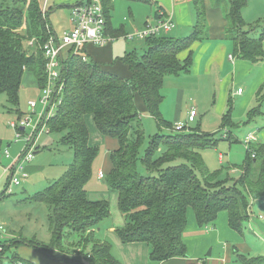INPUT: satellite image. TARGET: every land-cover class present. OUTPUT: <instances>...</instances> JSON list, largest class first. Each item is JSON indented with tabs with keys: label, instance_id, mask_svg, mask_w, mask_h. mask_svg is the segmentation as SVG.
Listing matches in <instances>:
<instances>
[{
	"label": "trees",
	"instance_id": "obj_1",
	"mask_svg": "<svg viewBox=\"0 0 264 264\" xmlns=\"http://www.w3.org/2000/svg\"><path fill=\"white\" fill-rule=\"evenodd\" d=\"M104 1L108 5L111 0ZM206 1L209 0H193L196 23L192 33L185 37L170 33L149 37L144 40L143 53L134 49L126 56L125 61L133 72L131 78L105 71L98 64L83 61L68 51L63 61V88L57 94V111L46 118L44 124L50 132L62 134L60 143L73 149L74 161L64 176L33 197L49 206L51 246L58 248L63 233L66 238L76 235L82 248L91 245V254L87 258L90 264H120L111 245L97 237L100 224L111 217L109 203L88 198L87 184L99 149L89 143L87 115L93 116L103 135L119 140V146L111 156L113 169L107 178L110 188L117 191L124 218V225L115 231L123 243H148L152 248V261L188 255L184 235L190 208L201 227L213 223L221 212L226 211L230 227L243 233L248 216L243 214L242 206L247 207V196L253 201L264 200V142H252L251 151H247L241 166V177L233 186H228L221 179L224 167L211 171L200 153V150L217 144L218 139L213 137L216 134L204 135L190 127L176 131L161 114L165 77L189 73L193 64L192 56L181 61L178 54L193 41L208 37ZM210 2L222 9L227 21L226 35L235 42L237 56L253 63L263 61L264 26H259L258 30H245L243 11L247 0ZM48 12L49 9L46 15L43 13L40 0H13L10 3L0 0V92L7 94L10 108L19 106L25 72L34 75L40 88L46 85V61L40 44L51 35ZM23 26L25 32L21 31ZM110 34L118 35L112 30ZM32 38L37 39L34 54L26 46ZM136 94L143 98L159 128L174 132L154 135L142 158L140 149L145 132L140 125ZM256 98L259 105L250 109L249 118L259 112L264 101V84L258 89ZM232 107L229 101V109L224 115L229 124H232ZM157 152L162 154L158 156ZM10 245L0 246L7 248ZM16 257L20 258L18 254L13 256ZM243 262L264 264V258L244 259Z\"/></svg>",
	"mask_w": 264,
	"mask_h": 264
},
{
	"label": "rangeland",
	"instance_id": "obj_2",
	"mask_svg": "<svg viewBox=\"0 0 264 264\" xmlns=\"http://www.w3.org/2000/svg\"><path fill=\"white\" fill-rule=\"evenodd\" d=\"M117 1L119 2L117 5L118 11L123 12L122 14L125 15L124 13L127 12L125 2L128 0ZM8 2H13V0H8ZM114 10L110 8L112 15L114 14ZM247 12L256 17L255 21H257V16L264 17V0H247V6L243 11L244 20ZM50 15L51 21L57 30L59 29L58 27L69 25L68 7L59 8ZM258 24L254 25L252 22L248 24L246 18L245 30H258ZM23 27L21 31L25 32V26ZM172 32L174 33L175 31L173 30ZM175 35L177 34L175 33ZM116 41H118V45L116 43L118 51L125 52L128 47L130 49L135 48L139 53H143L145 50L137 44V41L127 40L124 37H120ZM26 46L27 50L32 54L37 51V47L35 46H30L28 43H26ZM117 55L122 54L117 53ZM26 75H29V79L25 83L23 81L18 108H10L7 94L0 92V220L5 224V230L0 234V245L11 244L7 248L1 247L0 264H47L53 256L57 257V259L61 258L59 259V264H90L87 258L91 254V245L82 248L76 235L74 237L71 235L68 239L63 233V240L58 248L51 246L52 231L49 206L33 198L38 192L44 191L49 184L64 176L74 161L73 149L68 145L60 143L62 134L49 132L46 126L42 130H39L31 150L35 153L34 157L31 161L23 162L24 171L28 173L29 177L23 180L20 185L8 184L10 172L6 174L3 172L4 167H7L6 165H9L12 159L19 158L27 150L32 138L30 131L38 128L35 127L33 121L45 114L43 110L44 105L39 100L42 90L38 85H34L35 81L32 76L30 77V73L25 72L24 76ZM239 87L242 90H246L244 83L238 84L237 88H235L236 91L239 90ZM184 95L181 102L173 103L171 99L165 101V104L161 107L162 116L172 125L176 122L186 124V113L189 107L192 104L196 105L195 102H198L199 116L195 122H190L187 125L192 129L200 130L204 135L220 130L215 136L218 139L216 147L212 146L202 149L200 153L211 171L222 170L224 167L221 179L226 181L228 186H233L242 175L241 166L247 157V149L244 142L245 135L251 131L257 132V118L251 117L249 119L247 112V115H244L243 118L238 117L239 119H236L233 117L232 107L231 118L233 125L226 123L224 116L221 117L213 113L214 89L212 87H209L208 90L205 88L199 90L190 88ZM30 101L38 102V106L34 110L30 108ZM252 107L250 109H253ZM137 108L141 115L140 125L145 132V139L140 149L142 158L149 148V143L154 135L171 133L173 130L166 129L165 127H162L164 130L159 128L157 120L150 115L144 103L142 105L138 104ZM211 109L212 113L210 112ZM49 111L48 114L52 115L57 111V108L55 106L51 107ZM23 118H29L33 127H26L22 131L11 126L12 122L19 123L20 119ZM92 121L97 133H94L88 121L90 140L94 143V146L98 147L99 152L93 162L92 177L87 184L88 198L92 200H104L109 203L111 217L100 224L97 230V237L103 241H107L111 245L113 255L115 254L119 261L123 262L121 251L125 249L126 243L121 241L115 230L124 225V218L119 208L117 191L111 189L107 181L108 175L113 169L111 156L118 148L119 140L112 136L103 135L97 129L94 119ZM224 130H232L234 135L238 137V140L234 142L225 140V134L223 135ZM6 150H8L9 156H7ZM156 154L159 156L162 152H157ZM220 154H223V164L220 162ZM234 165L236 166V170L232 172L230 168ZM100 169L105 174L104 178L99 177ZM140 169L143 171L144 167ZM199 176L202 177L200 173ZM247 201L248 214L250 215L249 220L252 219L253 215L255 217L260 214L264 215V200L253 201L252 198L247 196ZM248 222L247 220L243 224V234L240 232L239 234L243 239H246V244L251 247V254L257 255L253 258L262 259L264 258V229L257 226L259 231L255 235L253 230L249 229ZM210 249L212 248L209 247L207 252ZM3 250L4 256L2 257ZM15 254H19L22 260L18 261L20 258L17 257L14 259L13 256ZM71 261L73 262L69 263Z\"/></svg>",
	"mask_w": 264,
	"mask_h": 264
},
{
	"label": "crops",
	"instance_id": "obj_3",
	"mask_svg": "<svg viewBox=\"0 0 264 264\" xmlns=\"http://www.w3.org/2000/svg\"><path fill=\"white\" fill-rule=\"evenodd\" d=\"M81 1L82 0H48L50 27L57 39H61L62 33L65 29L72 27L70 19L71 8ZM102 1L107 15L109 27L108 32L111 33L112 30L115 34H118L116 36H122L126 32L140 29L144 27L147 22H154L158 18L157 14L161 8L165 13H172L176 20L177 27L174 30L175 32L171 33L172 36L181 37L189 35L195 28L196 8L193 0H128L125 2L127 11L124 13L125 15L122 14L123 12L118 11L117 5L119 2L117 0H111L108 5L104 0ZM45 2L46 0H40L42 6ZM63 7L69 8V25L58 27L59 29L57 30L51 21L50 14ZM110 8L113 10L115 9L113 15L110 13ZM206 10L208 37L204 40L193 41L187 49L178 54V58L181 61H184L189 56L193 57L191 71L180 76L165 77L163 88L161 90L164 97L161 107L165 104V101H169L170 99L173 103L181 102L185 96L184 94L190 88H195L196 90L205 88L208 90L209 87H212L214 89V103L212 105L213 113L223 117L228 111L229 101H231L233 105V117L236 119H239L238 117L243 118L244 115H247V112L249 114L251 106L254 107L259 105L256 93L261 85L264 84V60L253 63L239 58L236 54L235 42L229 39L226 35L227 21L222 9L214 7L209 0L206 1ZM246 18L248 24L252 22L254 25L259 23V26H264V17L257 16V21H255L256 17L247 12L245 20ZM175 33L177 35H175ZM116 40L103 46L89 43L86 45L84 53L87 55L88 60L98 64L103 70L118 74L123 78H131L133 72L129 64L125 61V58L130 52L134 51L135 48L130 49V47H128L125 52L118 51V41ZM137 42L142 48L146 47L145 41L137 40ZM68 51V48L63 49V58L67 57ZM117 53L122 54L123 56L117 55ZM31 76L34 78V85L37 86L38 83L32 73H30V77ZM28 79L29 75L24 76V83L27 82ZM23 81L21 88L23 86ZM240 83L245 84L246 90L244 89L242 92L236 91L235 88H237ZM240 88L241 87L238 89ZM135 100L137 106L138 104H145V101L139 94L135 95ZM195 103L196 105L192 104L189 107V110L186 113L187 119L189 111L193 107L197 109V117L199 116V105L198 102ZM43 110L45 113L47 112V108L44 107ZM210 112L212 113V109ZM44 116L45 114L37 117V119L33 121L35 127L38 128L30 131L32 138L27 149L32 148L40 129L42 130V128L46 126L48 129L47 131H49L46 124L42 125ZM49 116L51 115L48 114L47 117ZM86 118L87 126L89 121L91 129L96 134L97 130L92 123L93 116L87 115ZM252 118H257V132H253L255 134V141L262 142L264 141V101L259 107V112ZM196 119L193 122H195ZM30 127H33L32 124L29 128ZM89 129L88 126V130ZM219 131L209 135L217 134ZM251 132L246 133L245 136ZM227 133V136H223L225 140H229L230 142L238 140V137L234 135L232 130H224L223 135ZM89 143L94 146V143H92L91 140H89ZM19 158L12 159L9 165L6 166H15L19 162ZM223 159V154H220V162L222 164L224 163L222 161ZM5 168L6 167H4V169ZM4 169V174L8 173ZM230 169L234 172L236 166L234 165ZM10 177L11 174L9 173L8 184H10ZM247 207L242 206V212L244 215L248 216L246 221H249V229L253 230L254 234L257 235V231H259L257 226L264 229V215L260 214L262 217L260 215L255 217L253 215L252 219L249 220L250 215L248 214ZM184 242L187 245L188 255L186 257H174L162 262H155L150 259L152 248L145 242L126 243L125 249L121 251L123 262L119 261L116 255H114L120 264H244V259H256L253 257L257 256L251 254L252 249L246 244V239H243L239 232L230 227L229 215L226 211L221 212L213 223L201 227L197 222L194 210L190 208L188 211V226L184 235ZM209 247L212 248L210 256H208L209 251L207 252ZM59 259L61 258L57 259V257L53 256L47 264H59ZM72 262L73 261L69 263Z\"/></svg>",
	"mask_w": 264,
	"mask_h": 264
},
{
	"label": "built area",
	"instance_id": "obj_4",
	"mask_svg": "<svg viewBox=\"0 0 264 264\" xmlns=\"http://www.w3.org/2000/svg\"><path fill=\"white\" fill-rule=\"evenodd\" d=\"M42 9L43 13L47 14L48 0L43 4ZM71 24V28L63 31L60 40L57 39L50 30L51 35L48 40L44 44H40L46 61L45 71L47 82L46 85L41 88L42 95H40L39 100L45 108H48L51 102V107L56 106L58 100L57 94L60 93L63 88L62 83L58 87L63 70V49L68 48L71 55L80 56L83 61H88L84 49L89 43L103 46L109 42L115 41L119 37H124L131 41H144L149 37L170 33L177 27L173 14L165 13L164 10H160L159 17L154 22H147L144 27L126 32L122 36L111 35L107 30V15L102 0H82L75 4L71 8ZM35 43H37L36 38L28 40V45L30 46H34ZM238 91L242 92L243 90L240 88ZM29 104L31 110H34L37 106V101H30ZM197 114V109L194 107L191 108L186 124L176 122L173 124V129L176 131L188 130L189 126L187 124L193 122ZM11 126L18 128V130H22L23 127L26 128L31 126V120L29 118H23L20 119L19 123L12 122ZM225 135L227 136V134ZM253 141H255V134L251 132L246 136L244 141L247 151H251V144ZM31 150L32 148H29L20 155L19 162L15 166H8L4 169L11 174L10 184L20 185L23 180L29 177L28 173L24 171L23 162L33 159L34 153ZM6 154L7 156L9 155L8 150H6ZM17 173H19V175H17ZM99 177H105L103 170L99 171ZM260 216L262 217V215ZM4 230L5 224L0 220V234Z\"/></svg>",
	"mask_w": 264,
	"mask_h": 264
},
{
	"label": "water",
	"instance_id": "obj_5",
	"mask_svg": "<svg viewBox=\"0 0 264 264\" xmlns=\"http://www.w3.org/2000/svg\"><path fill=\"white\" fill-rule=\"evenodd\" d=\"M63 58H62V63H63ZM63 70H64V64H63ZM62 77L60 78V80H59V84H58V87L61 85V83H62ZM57 90H58V88H57ZM57 90H56V92H57ZM51 106H52V102L50 103V105L48 106V108H47V112L45 113V116H44V119H43V122H42V125H44V123H45V121H46V118H47V116H48V113H49V110H50V108H51ZM25 130V128L23 127L22 128V131H24ZM212 250L210 249V251L208 252V256H210L211 255V252Z\"/></svg>",
	"mask_w": 264,
	"mask_h": 264
}]
</instances>
